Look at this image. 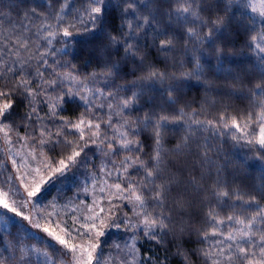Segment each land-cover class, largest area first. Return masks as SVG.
I'll list each match as a JSON object with an SVG mask.
<instances>
[{
  "label": "snow or ice",
  "instance_id": "snow-or-ice-1",
  "mask_svg": "<svg viewBox=\"0 0 264 264\" xmlns=\"http://www.w3.org/2000/svg\"><path fill=\"white\" fill-rule=\"evenodd\" d=\"M71 2L46 0L47 13L33 8L15 21L11 0L8 12L0 7V175L8 173L0 241L13 227L18 237L0 264H35L33 256L40 264H164L141 247L166 246L170 236L183 264L194 256L199 264H264V178L254 192L236 188L213 159L220 146L196 137L211 131L243 141L264 161V0H80L69 11ZM236 6L254 15H233ZM74 42L86 46L90 72L66 59ZM246 53L250 60L235 63ZM209 76L229 80L250 111L201 119L202 108L181 107L191 89L211 90ZM176 132L184 133L179 143L166 148ZM57 148L59 158L48 155ZM96 157L91 188L82 190L100 185L106 196L91 204L43 199L49 185ZM193 194L201 227L189 222ZM113 228L130 236L106 254L102 238ZM193 233L207 246L189 255L180 242ZM24 239H42L52 252Z\"/></svg>",
  "mask_w": 264,
  "mask_h": 264
},
{
  "label": "trees",
  "instance_id": "trees-1",
  "mask_svg": "<svg viewBox=\"0 0 264 264\" xmlns=\"http://www.w3.org/2000/svg\"><path fill=\"white\" fill-rule=\"evenodd\" d=\"M8 5L9 0H0V7H2L5 12L9 11ZM73 5L79 7L80 0H72L69 11H71ZM11 7L13 10L11 11L10 16L13 21L19 19L24 13L30 12L33 8L36 9L37 13H47L46 0H11ZM241 14L245 16L254 15L250 10L243 9L239 6L233 8V15L239 16ZM257 20H259L258 17ZM36 22L39 23V20L37 19ZM5 26L10 27L7 22H5ZM80 39V37H76L75 41H79ZM40 43L43 45L44 42L40 41ZM54 46L58 48L61 45L54 41ZM69 51H71L72 54L66 57V59H70L74 63H77L78 67H80L83 72H90L92 68H95V64H93L91 68L84 66V60L88 58L86 46L81 47L78 43L74 42L73 48ZM153 56H155V53H153ZM251 58L252 57L246 53L243 58H234V61L237 64L243 65ZM49 62L51 63V60ZM209 79L213 81L210 91L206 92L204 88L197 86L187 92L186 100L182 101L180 106L185 107V105H187L185 107L186 111H191L192 109L200 110L202 108L204 115L200 117L201 119H204L205 117L208 119H217L219 114L225 112V110L226 115L230 114L239 119L250 111V102L245 95L239 92L230 94L231 90L227 87L230 83L229 80L214 76H209ZM18 111L22 110L18 109ZM76 111V106L73 105L71 112L68 114L71 115ZM193 127L195 128L196 126ZM21 134H23V129H21ZM183 134V132H176L174 135L170 133L165 143L166 148H172L175 144L179 143L180 137ZM196 137L201 143H204L205 139H207L210 144H218L220 146V154H213V159L217 160L223 167L224 175L230 184L235 180L234 186L245 192H254L255 189L261 185L262 178H264V161L257 159L256 153L250 150L243 141L236 144L227 136L223 138L215 137L211 131L197 132ZM147 150L146 146L145 151ZM60 152L61 149L57 148L55 151L49 152L48 155L53 156L54 158H59ZM89 154L91 155V153ZM260 155H264V153H260ZM17 159L19 161V157H17ZM4 162L9 164V168L12 172L15 171L14 168H11L10 161L6 156ZM99 163L100 160L96 157L93 158L91 164L87 168L82 166L71 168L66 172L65 177L62 180H56L53 184L48 186L43 199L51 200L56 198L60 204H63L68 200H73L77 203L83 200L86 204H91L94 197L103 198L106 196V192L102 193L99 191L100 185H97L95 193L89 192L88 194H85L82 190L85 185L91 188V177L89 172L95 171L96 166H98ZM187 163L192 167L193 174L199 176L200 169L195 160L193 158H188ZM96 174L97 176H100L99 172ZM7 175V172L0 175V181H3ZM109 182L111 183L112 181L110 180ZM257 198L261 199L260 196H257ZM193 200L196 203V206L190 210L191 219L189 222L195 224L196 227H201L203 208L202 205L198 203L195 194H193ZM104 203L106 204V201H104ZM261 203H264V199H261ZM242 210L243 209L241 208H237L235 214H240ZM228 211L229 210H225V212H222V215L226 214ZM185 219H188V217H185ZM177 228H179V224H177ZM11 232V236L5 235L4 240L0 241V251L7 246L8 240L15 241L18 239L15 227L11 229ZM129 236L130 233L123 228L109 229L106 232V236L102 238V247L104 248L105 253L107 254V252L111 250V246L114 242L122 244ZM24 243L29 247L35 245L42 250L52 252V249L47 248L42 239H24ZM180 243L182 244L183 250L187 251L189 255H191V252L194 249L207 246L206 244L202 245L198 242L195 233L191 236L185 235ZM141 251L145 255H151L153 260L164 261V264H183L182 258L175 255L177 251L176 241H174L171 236L168 238L166 246L157 245L154 241H143ZM4 254L7 255L8 253L5 252ZM32 259L35 264H40V261L35 256H33ZM192 260L193 264H199L200 257L194 256L192 257Z\"/></svg>",
  "mask_w": 264,
  "mask_h": 264
}]
</instances>
